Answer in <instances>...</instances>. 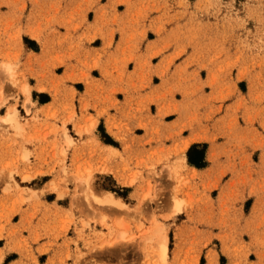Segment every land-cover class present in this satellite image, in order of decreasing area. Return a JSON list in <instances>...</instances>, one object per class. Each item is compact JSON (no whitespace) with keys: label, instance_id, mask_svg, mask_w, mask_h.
Listing matches in <instances>:
<instances>
[{"label":"rangeland","instance_id":"rangeland-1","mask_svg":"<svg viewBox=\"0 0 264 264\" xmlns=\"http://www.w3.org/2000/svg\"><path fill=\"white\" fill-rule=\"evenodd\" d=\"M27 2L30 5L35 4L36 7L26 9L25 0H0V108L5 107L4 110H0V120H3L2 117L8 111L7 109L12 107L16 110L20 124V128H16L12 122L1 121L0 131L5 134V141H9L13 147H19L16 152V164L18 160L29 164L31 156L37 158V155L29 151L28 147L35 148L39 143H47L49 139L44 135H29V130L43 121L38 117L43 109L38 108L36 101L42 102L44 99L46 101L51 97L61 100L50 105L49 110L66 113L68 122L71 123L72 111L69 110V104L66 102L70 101L72 89L81 95L84 85L91 79L89 72L86 71L88 65L82 62L92 57L88 51L90 44L98 46L101 41H105L104 48L97 54V58L103 60L113 50L114 47L111 46L118 41V31L122 26L126 29L124 31H126L127 42L122 54L116 57L117 60L112 57V70H117L116 66H124L126 69L131 68L134 63H141L144 67L143 76L139 78L137 86L132 85L137 93L141 91L145 95L153 83H160V78L156 76L151 78L154 73L152 63H157V57L160 55L164 56L160 54L161 52L167 51V54H171L166 66L168 76L163 80L166 83L158 93L159 95L143 99L134 98L135 101L130 108L131 113L136 115L142 113L137 116L147 117L150 120L152 115H155L160 117L161 122L163 116L167 120L178 117L182 121V128L188 132H193L195 128L203 129L207 133L214 132V129L219 130L223 135L221 139L232 141L233 146L228 153L231 160L229 168L236 167L235 157L240 156V165L244 172L235 174L242 176V181H246L253 171L249 167L250 157H254L251 163L259 167V157L255 152L250 155H240L243 149L238 152L233 151L234 144H238L241 139H250L256 144L260 142L258 136L249 134L247 129H241V134H237L233 127L238 124L236 108L244 104L246 96L254 95L257 102L264 97V84L261 83L259 72V66L264 63V55H261L260 47L259 25L262 13L259 8L251 10L250 14L254 19L249 21L251 27L244 32L245 41L251 36L255 47L242 48L243 66L233 68L230 65L237 62L235 56L231 60L217 59L221 53L225 52V48L222 46L224 39L222 32L219 38L211 34L210 23L214 26L217 12L221 11L210 7L216 3V0H127L129 7L113 10H105L104 5H111L115 0H27ZM247 2L248 0H236L234 10L237 14ZM253 2L260 4L261 0H253ZM69 5L74 7H66ZM24 12L32 16L34 27L29 28L32 33L29 36L32 39L25 36L21 44L34 53L40 52L41 49L43 54L40 60H37V55L30 52L23 62L19 60L22 48L15 39L16 32L11 29L14 24L18 26L21 20L25 24L28 23V17L22 15ZM96 15L100 16L101 24L107 32V37L106 34H99L101 40L86 34L85 30L80 31V26L92 21ZM113 25L118 35H112ZM175 28L180 29L170 33ZM155 30L169 35L162 44L161 50H164L144 56L145 45L149 40L154 39ZM41 32L44 34L43 44L33 40V36ZM239 38L237 34L236 39ZM33 44L36 46L33 47ZM231 51L235 53V47H231ZM81 55L84 57L83 60ZM76 60L78 66L75 68L83 72L78 79L79 83L71 82L72 85L69 87L71 90L68 91L62 86L65 78L59 79L61 77L56 75H60L63 68ZM33 63H40L43 69L39 76L32 70ZM5 65L9 66V72L6 71L8 67L3 69ZM253 68L255 71L252 70ZM222 70L225 73L224 78L221 77ZM234 73L237 80L235 84H232ZM92 75L98 77L99 73L95 70ZM28 81L31 85L40 84V81H45L47 84V86L40 84V87H37L39 91H41L40 88H46L44 94L32 93L34 102L31 101L30 95L28 96L29 111L26 110V97L21 91L24 83L28 84ZM7 86H10L11 92L6 90ZM28 86L30 87L29 84ZM115 93L113 90L105 89L99 82L91 98L97 101L103 100L104 97ZM233 93H237L235 100L231 99ZM257 115L258 112L253 111L249 119ZM218 119H225V121L217 124ZM239 119H243V114ZM72 124L76 131V135L71 132L74 138H80L84 132L92 129V123L88 128H82L79 123ZM65 125L66 122L62 124L63 137L66 141L64 145L65 147L75 146L77 141L68 135ZM139 126L142 129L149 127L144 123ZM108 127L111 129L109 123ZM139 131L141 130H137L138 133ZM98 132L103 142L118 147V144L105 134L103 120L98 125ZM56 149L57 145H54L45 153L53 152L54 154ZM206 150V143L194 144V147L186 152L187 164L196 169L206 167L208 165L205 161ZM198 151L202 153L201 160ZM179 152V150L174 151L169 154L170 156L157 157L156 155L155 159L147 156L146 161L140 162L143 166L138 168L134 182H130L135 184L134 187L127 188L118 185L116 179L110 174L96 173L100 166L84 168L82 171L78 166L75 171L72 169V164H66L67 152L64 150L61 152L63 158L59 160V165L50 168L49 172L54 179L47 191L53 192L54 195H49L46 199L41 198L31 189L20 187L28 184L15 180V175H21L17 165L14 164L8 168V172H3L1 168L0 183L6 179V187L5 198L0 201L2 208L0 223L8 227L13 226L17 223L20 212L24 208H29L30 219L43 220L46 224L52 222L55 226H60L61 232H66L71 237L70 244L75 250L73 249L74 253L69 254L67 258H56L57 264H208L213 257L220 260L222 264H229L233 259L241 261V264H246L249 260L253 264H258L264 260L248 251L242 241L231 248L232 253L229 255V246L223 236L218 240L216 236L212 240L211 247L207 251L203 250L209 237H214L210 231L209 234L203 235L195 228L210 226L205 218L211 216L213 200L216 197L215 184L210 182L205 184L200 176L197 177L195 170L181 165L180 159H177L179 163L176 165L172 164L169 161L170 157ZM188 158L196 164L190 163ZM108 160L106 159V162ZM134 169L136 171L137 167ZM101 170H104V167ZM256 176L257 179L249 190L264 192V180L259 178V172ZM25 177L28 178L25 179ZM30 177L31 175H23L21 178L28 181ZM106 194H112L114 198L120 200L122 205L102 203L96 199V197L104 198ZM251 200L252 198L244 204L247 212L251 207ZM178 202L183 210L173 215L172 212ZM117 222L124 228H121V225L118 227ZM154 229L157 232L152 234L150 231ZM163 233H166L164 236H168L164 253L161 251V243L158 242L164 237ZM217 248L220 249L219 253L216 251ZM237 249L240 251L237 252ZM169 256L175 258H169ZM180 256L182 258H179ZM10 259H5L7 264ZM26 260L37 264L35 258H26ZM0 264L4 262L0 261Z\"/></svg>","mask_w":264,"mask_h":264},{"label":"crops","instance_id":"crops-1","mask_svg":"<svg viewBox=\"0 0 264 264\" xmlns=\"http://www.w3.org/2000/svg\"><path fill=\"white\" fill-rule=\"evenodd\" d=\"M96 21H98L96 27L85 29V33L90 36L93 35L96 40H101L102 38H100L99 34H106L107 32L101 24L102 22L100 16L96 15L92 21L88 22L91 24ZM179 29L180 28H175L174 31H170V33L177 32ZM124 30L126 29L121 26L120 31H118V41H115L113 50L110 51L108 56L103 60H99L97 58V54H99L102 48H104L105 41H101L100 45L98 46H92L90 44L88 51L92 57L87 58L86 61H82L88 65V69L91 68L90 71H87V73L89 72L90 74L91 83L88 82V84L84 85V91L81 95H84L87 92L90 99H92V92L96 85L100 82V76L102 74L112 84V87L107 89L116 92L114 94L116 99L112 98L113 95L106 96L103 98V100L98 101L92 99L99 103H107L108 105H111V108L105 109L102 107L97 110L95 103H93L91 115H84L83 113V109L88 101H84L82 104L79 101L75 102L76 104H80L82 109L80 119L83 120V124L79 122L77 123H79L82 128H88L90 123H92V119L95 118V128H92L89 132H84L80 138H74L71 135V132L76 135V131L73 127V124L68 122V115L66 113L55 111L54 109L49 110L50 105H53L55 102L58 103L61 100H55L51 97L46 101L45 99L42 102L36 101L38 108L43 109L38 116L43 121L40 122V125L37 124L35 128L30 129L29 135H44L45 137H49V139L47 140V143H39V145L35 148L28 147L29 151L34 152V154L37 155V158H33L32 156L30 157L29 164H24L19 160L16 164V152L18 151L17 148L19 149V147H13L9 141H5V134L1 133L0 131V135H2V138H0V169L2 168L3 172H8V168L14 164L17 165L21 175H15V180L17 182L28 184L21 185V188L31 189L40 195L41 198L44 197L45 199L49 195H54L53 192L46 191L54 179V176H52L49 171L50 168L59 165V160H62L63 158L61 152L64 150L67 152L66 164H72V169H75V171L77 170L76 168L78 166L81 169H79L80 171H82L84 168L100 166V169L96 173L110 174L116 179L118 185L127 188L134 187L135 184H131L130 182H134L138 173V168L143 166L140 164V162L146 161L147 156H170L169 154H172L177 150L183 152V144L186 143L189 138L195 142L194 144H207L205 161L208 163V165L202 169H196L189 166L187 164L186 152L183 155V162L180 163L181 165H184L188 169L195 170L196 173L199 172L201 174L200 177L204 180V176L211 170L212 167V161H210L208 158L209 154L211 153L214 157L220 158V162L216 164V167L220 172L218 171L215 178L210 181V183L214 184H216V181L220 178V173H222L225 168L230 167L231 160L228 153H230V150L232 149V141H229L225 138L221 139L223 135L219 130L214 129V132L220 133V136L212 135L210 136V139H208L209 135L207 132H204L203 129L195 128L193 132L186 131V129L182 128V121L178 117L172 120H167L166 117L163 116V121L161 122L160 117H155V115H152V119L150 120L147 117H140L137 116L136 113H131L130 108L132 102L135 101L134 98L143 99L144 97L149 98L159 95L158 93L162 90L166 83L163 82V80H165L168 76L166 75V66H168L167 61L170 59L171 54H167V51L161 52L164 50H161L162 44L164 41H166L169 35L164 34L162 31L155 30L154 39L149 40L145 45L146 47L144 49V56H148V54L151 53H156L158 50H161L160 54H164V56L160 55V57H157V63H152V71L154 73L152 74L151 78L154 76L160 78V83H153L145 95H143L141 91L137 93L133 88L134 86L132 85L137 86L139 83V78L143 76L144 67H142L141 63H134L131 68L128 67L126 69L124 66H116L117 70H112V57H115L117 60L116 57L122 54L124 51V46L127 42V35L126 31ZM96 34H98V36ZM26 36L30 38L29 35ZM28 52L33 55H37V57H40L43 54L41 49L38 53H34L33 51ZM110 55L112 56L110 57ZM101 61H103L102 66L95 69L93 66L97 63L101 64ZM75 66H78L77 60L75 63H69L66 68H63L62 73H60V75L57 74L56 76L61 77L59 79L71 77L73 79L72 83H79L78 79H80V75L82 74L83 70L79 71V68H75ZM95 70L99 73L98 77H94L92 75V72ZM28 84L31 87V90H29L30 94H28V96L30 95L31 101L34 102V99L32 98L33 92L38 93L39 95L45 93V91H39L36 87V84L31 85L29 81ZM40 84L47 86L45 81H40ZM6 90L11 92L10 86H7ZM66 90L70 91L71 89L68 87ZM117 104H122L125 107H120L117 109ZM4 108L5 107L2 106L0 110H4ZM105 111H110L111 114L106 116L99 115L100 112ZM117 111L120 112L119 118L116 116ZM46 112H48V114H45ZM102 120L105 134L114 143H117L118 147L113 146L111 143H105L102 141L98 132V125ZM129 121H134V126H132ZM224 121L225 119H218L216 123L218 124L219 122ZM64 122H66L65 127L68 130V135L72 137L73 140L77 141L75 146L65 147L64 145L66 143L62 132V124ZM108 123L111 125V129L108 127ZM141 123H144L149 127L147 129H142L141 126H139ZM137 130L141 131L138 133ZM177 135L184 137V141L177 143L175 140ZM217 140L219 143H214V141ZM54 145H57V149L55 151L56 153H45L46 151L51 150ZM38 154L40 155L38 156ZM111 158L112 160H110ZM106 159H109V162H106ZM153 159H155V157ZM169 161L175 164L179 163L177 159H171V157ZM102 167H104V170H101ZM135 167H137L136 171L134 169ZM23 175H31V177L28 181H25L21 178ZM4 178L6 177L4 176ZM237 178L238 181H242V176L240 177L237 175ZM226 183L228 184L227 192H225L223 187L218 190L214 188L216 189V197L213 200V209L210 212L211 216L205 218L207 224L210 225L209 228H201L196 226L195 229L202 232L203 235L209 234L210 231L214 237L212 240H214L216 236L217 240L219 237L223 236L224 240L227 241L226 244L229 246L234 244L232 241H235L236 228L238 227V218L236 216L235 207L233 206L230 208V204L235 201V188L232 186L231 182ZM5 184L6 179H3V182L0 183V201L5 198ZM253 192L256 194L255 198L253 199V197L249 196L243 200L241 213L247 216H252V222L246 224V234L247 229H251V231L255 233V236L250 235L248 240H244V236L242 235L240 237V242L242 241L245 243V245L250 242H255L256 248L251 251L252 254L258 256V258H264V251L259 250L261 241L264 240V233L258 231L259 225L264 224V196L261 195L263 190H257ZM250 198H252L251 207L247 213H244V204ZM58 207L63 209L60 206ZM1 209L2 208L0 207V212ZM29 215V208H24L23 211L20 212V217L17 223H14L13 226L8 227L6 224L0 223V236L4 237L3 243H0V249H18L15 252L9 250L6 253L5 259L11 258L8 261V264H18L19 261L26 260V258H35L37 264H57L56 258H67L69 254L74 253V248L70 244L71 237L66 232H61L60 226H55L52 222L46 224L43 220L30 219ZM21 229H23V231H21ZM222 229H226L223 231V234ZM169 258L175 257L169 256ZM179 258L182 257L180 256Z\"/></svg>","mask_w":264,"mask_h":264},{"label":"snow or ice","instance_id":"snow-or-ice-1","mask_svg":"<svg viewBox=\"0 0 264 264\" xmlns=\"http://www.w3.org/2000/svg\"><path fill=\"white\" fill-rule=\"evenodd\" d=\"M236 3V0H216V3L214 5H210V7H215L217 9H220L221 11L217 12V19L215 21L214 26H210L212 28V33L215 35L217 38H219L221 32L223 34V41H222V46L225 48V52L221 53V56L218 57V60L222 59H228L231 60L234 56L236 59L235 64H231L230 67L237 68V67H242L243 64L241 63L242 57L244 53L241 51L242 48L247 49V48H252L255 47V44L252 42L251 36L245 41L244 39V32L251 27L249 24V21L254 19V17L250 14L251 10L253 8H259L262 15H261V21H260V47H261V55H264V0H261L260 4H255L253 0H248L247 3H245V7L240 11L239 14L234 10V5ZM99 2L97 4V7L99 8ZM175 6V5H174ZM238 6V5H237ZM4 7H7V5H4ZM24 7L27 9L29 7L35 8V4H29L27 0H25ZM66 7H74V5H69ZM105 10H113L116 8H127L129 7V4L127 3V0H115V2L111 5L105 4L104 5ZM23 16L28 17V23L25 24L23 20H21L17 24H14L11 31L16 32L15 39L18 44H20L22 48V52L19 56V60L23 62L24 58L29 55L28 50L23 47V44H21V41L26 35H32V33L29 31V28L34 27L32 16L28 14V12H24L22 14ZM186 19V18H185ZM221 21H223L221 23ZM98 24V21L93 22V23H88L85 22L82 26H80V31H84L85 29H91L96 27ZM237 34L239 35V39H236ZM112 35H118V33L115 30V27L113 25V33ZM33 40L38 41L39 43L43 44L44 43V34L41 32L38 35L33 36ZM33 47L36 45L33 44ZM115 45L113 44L111 47H114ZM106 47H108L106 45ZM231 47H235L236 52L233 53L231 51ZM84 57L81 55V60H83ZM37 60H40V57H37ZM75 63V61H73ZM90 63V61H89ZM103 64V61H101V64L94 65L93 67L95 68H100ZM32 70L37 74V76L40 75V73L43 71V69L40 66V63H33L32 64ZM51 70V66H50ZM191 70V69H190ZM255 71V68L252 69ZM86 71H90L89 69H86ZM259 72H260V78H261V83L264 84V63H262L259 66ZM224 71H221V77L224 78ZM243 79H247V77H243ZM237 80V77L235 73L233 74L232 77V84H235ZM72 82L71 77H66L62 81V86L64 88L70 87ZM91 83V79L88 81ZM35 83V82H34ZM100 83L101 85L107 89L111 88L112 84L111 82L102 74L100 76ZM36 87H40V84L37 83ZM215 87V85L213 86ZM41 91L46 90V88H40ZM237 93H233L231 96V99L235 100L236 99ZM113 99H116V96L113 95ZM79 101L81 104L84 101H88V103L85 105L83 109L84 115H91L92 111V105L95 103L96 109L99 110L100 108H105V109H110L111 105H108L107 103H99L95 100L90 99L88 93L86 92L84 95H80L76 93L75 89H72V95L70 98V101L66 102L69 104V110L72 111V119L71 123H81L83 124V120L80 119V114H81V107L80 104H76L75 102ZM27 103V101H26ZM74 105V108H73ZM120 107H125L122 104H117L116 108L119 109ZM126 110V108H125ZM253 111H257L258 115L251 120L249 119L250 113ZM110 111H105V112H100V116H106L110 115ZM241 114H243V119H239ZM137 115H142V113H138ZM116 116L119 118L120 117V112H116ZM236 116L238 118V124L233 125L235 131L237 134H241V129H247L249 134H255L258 136L259 139V144H256L252 140H244L241 139L238 144H234L233 151H239L240 149H243L244 151L240 153V155H250L252 152H255L256 155L259 157V167H255L253 163H251L252 160H254V157H250V163L249 167L253 169L251 174L248 175V179L246 181H238L237 175L235 174L236 172H244V169L240 165V156L237 155L235 157V162H236V167L235 168H225L222 173H220V178L216 181V184L214 187L218 190L221 187L224 188L225 192L228 191V184L226 182H231L232 186L235 188L236 191V197L235 201L230 204L231 207H235L236 209V216L238 218V227L236 228V237H235V242L233 245H229V255H231V248L235 246V243L240 242V237L243 235L244 240H248L249 236H255V233L251 231V229H247V234H246V224L252 222V216H247L241 213V206L243 204V200L248 198L249 196L255 198V193L250 192L249 189L253 186L254 181L257 179L256 173L259 172V178L264 180V97H262L258 102L255 99V96L250 94L244 98V104L240 105L239 107L236 108ZM132 126H134V121H129ZM96 124V119H92V124L91 127L95 128ZM209 136L215 135V136H220V133H216L213 131H209L208 133ZM184 137H181L177 135L175 137V140L177 143H180L181 141H184ZM71 143V141H69ZM194 141L189 138L186 143L183 144V152H179L177 156L171 157V159H180L181 163L183 155L185 152H188L190 148L194 147ZM214 143H219V141H214ZM191 156V153H188ZM209 160L212 161V167L211 170L204 176V183L208 184L210 181H212L217 172L219 171L218 168L216 167V164L220 162V158L214 157L211 153L209 154ZM201 174L197 172V177H199ZM28 177H25L27 179ZM199 183V181H198ZM47 191V190H46ZM55 191V189H53ZM207 194V193H206ZM214 194V193H213ZM262 196H264V192L261 193ZM251 202V201H250ZM182 207L180 206L179 202L177 203V206L175 210L172 212L173 215H175L176 212L182 211ZM244 213H247V207H244ZM226 229H222V234L223 231ZM23 231V229H21ZM258 231L261 233H264V224H260ZM4 237L0 236V243H3ZM212 245V238L209 237L207 243L204 245L203 250L207 251L208 248H210ZM161 246L163 247V239L161 241ZM244 247L248 251H252L256 248L255 242H250ZM11 250L13 252L17 251L18 249L16 248H3L0 249V261H3L4 264H7V261L5 260V255L6 253ZM260 251H264V240L261 241ZM217 253L220 252V249L217 248ZM240 250L237 249V252ZM18 264H32L31 261L29 260H22L19 261ZM208 264H222V262L215 257H213L212 260L208 262ZM229 264H241V261L233 259L229 262ZM246 264H253L251 260L247 261ZM258 264H264V260L258 262Z\"/></svg>","mask_w":264,"mask_h":264},{"label":"bare ground","instance_id":"bare-ground-1","mask_svg":"<svg viewBox=\"0 0 264 264\" xmlns=\"http://www.w3.org/2000/svg\"><path fill=\"white\" fill-rule=\"evenodd\" d=\"M4 68V70H5V68H7V72H9V70H10V68H9V66H7V65H5V66H3ZM29 90H30V87L28 86V84H27V82L26 83H24V85L22 86V89H21V91L23 92V94L25 95V97H26V101L27 102H30L29 101V97H28V94H29ZM27 104H29V103H26V110L27 111H29V108H28V106L29 105H27ZM8 111H6V114H4V116L2 117L3 118V120H0V122L2 121H5V122H12V124H14V126L16 127V128H20V124H19V121L17 120V116H16V110H15V108H12V107H9L8 109H7ZM4 122V123H5ZM173 164V163H172ZM176 165V164H175ZM170 166V165H169ZM180 165H178V167H179ZM181 168V167H180ZM179 168V169H180ZM174 171V170H173ZM178 171V170H177ZM176 172V171H175ZM177 174V173H176ZM96 199L99 201V202H102V203H108V204H115V205H122L121 204V202H120V200L119 199H117V198H114V196L112 195V194H106V196H104V198H99V197H96ZM125 206V205H124ZM118 224H119V222H117ZM64 225V224H63ZM121 225V226H120ZM118 227L120 226L121 228L123 227L122 226V224H119V225H117ZM124 228V227H123ZM120 231V230H119ZM121 232H122V230H121ZM123 232H125V231H123ZM151 233L153 232V233H155V232H157V231H155V229H154V231L152 230V231H150ZM148 233H149V231H148ZM152 233V234H153ZM121 233L119 232V235H120ZM147 234V233H146ZM157 235H159L158 233H156ZM166 234V233H165ZM164 233L162 234L163 236L165 235ZM123 235V234H122ZM124 235H125V233H124ZM148 235V234H147ZM149 235H150V233H149ZM155 235V234H154ZM153 235V236H154ZM152 236V237H153ZM156 236V235H155ZM155 236H154V238H155ZM122 237V236H121ZM150 238H152L151 236H149ZM157 237V236H156ZM162 237V236H161ZM168 237V236H167ZM166 236H164V237H162V239H163V247L161 246V251L164 253L165 252V250H166V238H167ZM119 238V237H118ZM162 239H161V241H162ZM148 240V239H147ZM156 240V239H155ZM161 241H158V242H160L161 243ZM159 243V244H160ZM158 244V245H159ZM168 248V247H167ZM160 250V249H159ZM177 251V250H176ZM226 253V252H225ZM166 254V253H165ZM178 256V255H177Z\"/></svg>","mask_w":264,"mask_h":264},{"label":"trees","instance_id":"trees-1","mask_svg":"<svg viewBox=\"0 0 264 264\" xmlns=\"http://www.w3.org/2000/svg\"><path fill=\"white\" fill-rule=\"evenodd\" d=\"M192 150H196V149H192ZM198 154H199V156H200V160L202 159V153L201 152H199L198 151ZM188 161L190 162V163H192V164H196V162H194L192 159H190V158H188ZM196 166H199V165H196Z\"/></svg>","mask_w":264,"mask_h":264}]
</instances>
